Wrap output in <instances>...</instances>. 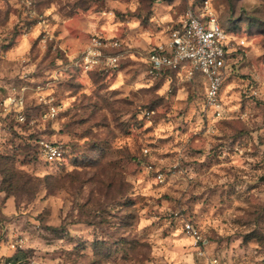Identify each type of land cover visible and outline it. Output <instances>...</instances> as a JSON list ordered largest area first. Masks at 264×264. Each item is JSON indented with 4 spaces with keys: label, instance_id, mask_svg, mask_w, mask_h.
<instances>
[{
    "label": "rangeland",
    "instance_id": "rangeland-1",
    "mask_svg": "<svg viewBox=\"0 0 264 264\" xmlns=\"http://www.w3.org/2000/svg\"><path fill=\"white\" fill-rule=\"evenodd\" d=\"M206 2L233 40L220 119L200 75L154 78L147 61ZM94 35L118 40L117 68L85 70ZM211 256L264 264V0H0V264Z\"/></svg>",
    "mask_w": 264,
    "mask_h": 264
},
{
    "label": "built area",
    "instance_id": "built-area-1",
    "mask_svg": "<svg viewBox=\"0 0 264 264\" xmlns=\"http://www.w3.org/2000/svg\"><path fill=\"white\" fill-rule=\"evenodd\" d=\"M30 7L32 0H22ZM233 40L229 33L220 24L217 16L210 8L209 2L197 8H189L179 26L171 31L166 44L153 48L148 54L149 73L159 78L165 69H173L185 73L189 79L200 75L206 82L205 102L207 107L214 109L219 119L224 116V108L220 99L224 79L228 70V58L232 49ZM245 47V41L239 43ZM120 48L118 40L100 35L91 37L86 50L82 53L81 62L86 71L97 67L117 68L120 55L110 54V50ZM21 106L22 99H11ZM52 118L58 115V108L52 107L48 113ZM21 119L24 118L21 116ZM39 151L42 158L48 163L60 161L65 156L61 144L41 141ZM148 154V150L145 151ZM148 171H153V165H147ZM157 179L163 183L165 176L158 172ZM183 230L194 240L200 250L203 242L201 230L192 222H184ZM207 264H225L216 256L207 258Z\"/></svg>",
    "mask_w": 264,
    "mask_h": 264
},
{
    "label": "trees",
    "instance_id": "trees-1",
    "mask_svg": "<svg viewBox=\"0 0 264 264\" xmlns=\"http://www.w3.org/2000/svg\"><path fill=\"white\" fill-rule=\"evenodd\" d=\"M224 28V27H223ZM227 31V30H226ZM178 76V71L177 70H173V69H165L162 73V76L160 78H173V77H177ZM59 144V143H57ZM65 158V156H64ZM63 159H61L60 161H57V162H54L52 164H57V163H60L62 162Z\"/></svg>",
    "mask_w": 264,
    "mask_h": 264
}]
</instances>
